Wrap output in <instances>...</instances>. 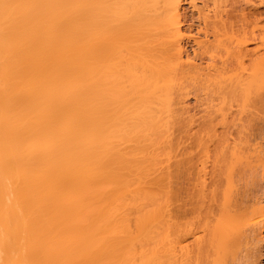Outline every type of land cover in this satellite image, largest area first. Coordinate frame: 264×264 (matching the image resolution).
<instances>
[{"label": "bare ground", "instance_id": "1", "mask_svg": "<svg viewBox=\"0 0 264 264\" xmlns=\"http://www.w3.org/2000/svg\"><path fill=\"white\" fill-rule=\"evenodd\" d=\"M199 6L0 0V264L234 263L264 218V0Z\"/></svg>", "mask_w": 264, "mask_h": 264}, {"label": "rangeland", "instance_id": "2", "mask_svg": "<svg viewBox=\"0 0 264 264\" xmlns=\"http://www.w3.org/2000/svg\"><path fill=\"white\" fill-rule=\"evenodd\" d=\"M196 2H197V5H200L199 7H201L202 6V0H196ZM199 3V4H198ZM186 7H189L188 5H186ZM189 10L190 9H193V11L191 10L190 12H189V14L187 15V21H188V19H189V23L190 22H192V23H188L187 22V24L190 26V28L192 27V32H191V39L189 38V40L187 41L188 43L186 44V45H188V49H189V52H191V53H193V51L194 50H192L191 49V45L193 44L194 45V41H192L196 36H198V34L196 35V33L197 32H199V26L200 27H202V25H199L200 24V20H199V17H198V15H197V13H198V10H196V9H194L193 7L192 8H188ZM187 9V10H188ZM195 10H196V12H195ZM193 12V16H191L192 13ZM191 16V17H190ZM191 18V20H190V18ZM195 17V18H194ZM198 17V18H197ZM197 19H198V21H197ZM193 20V21H192ZM197 26H198V28H197ZM195 29H196V32H195ZM194 33V34H193ZM190 42H191V44H190ZM193 42V43H192ZM192 45V46H193ZM193 47H195V46H193ZM192 47V48H193ZM194 49V48H193ZM191 101H190V103H188V105H191V106H193L194 107V105H197V102L194 104V100H195V98H194V96H191L190 98H189ZM258 179V178H257ZM259 181H256L254 184H253V182L254 181H251L252 182V184H248L247 186H246V189L248 190H251L252 191V186H254V187H256L255 189H258L257 191L255 190V189H253V191L252 192H257L256 194L255 193H252V195H251V193H250V191H248V194H250V197L252 196V198H254L255 196L259 199V197L261 198V201L263 202H261L260 200H259V202H261V204H264V177H263V179H261V177L258 179ZM249 185H252V186H250L251 187V189H250V187H249ZM256 185V186H255ZM253 187V188H254ZM258 192H260V193H258ZM254 194V195H253ZM261 195V196H260ZM254 196V197H253ZM255 197V198H256ZM252 202H253V200H252ZM251 202V204H254V205H256L255 203H252ZM255 202V201H254ZM259 204V203H258ZM261 204H260V206H261ZM259 206V205H258ZM264 206V205H263ZM260 223H261V225H260ZM260 223H258V224H256V226H255V224L253 223V225H249V224H251V223H247L248 224V227H246V228H248L247 230H249L248 231V233H247V231H246V236L248 237V239L246 240V238L247 237H245V239H244V241L246 242V245H245V243L243 244V248H242V246H241V250H242V252H237V255L239 256H235V261H234V263H233V261H231L230 262V264H235V263H237V264H264V218H263V220L260 222ZM258 225V226H257ZM247 226V225H246ZM253 226V227H252ZM251 227V228H250ZM255 227V228H254ZM258 227V228H257ZM256 229V230H255ZM260 229V230H259ZM255 231H256V234H255ZM255 234V235H254ZM258 234V236H256ZM253 235H254V237H253ZM258 239L257 241H256V239ZM259 241V242H258ZM250 242V243H249ZM253 242V243H252ZM247 243L250 245V246H248L247 245ZM256 245H257V247H256ZM246 246V247H245ZM254 246V247H253ZM251 248V249H250ZM243 249H244V254H243ZM253 250V251H252ZM238 253H240V255L238 254ZM248 254V255H247ZM251 255V256H250ZM250 256V257H249ZM237 257V258H236ZM241 257V258H240ZM247 257V258H246ZM244 258V259H243ZM238 260V261H237Z\"/></svg>", "mask_w": 264, "mask_h": 264}]
</instances>
